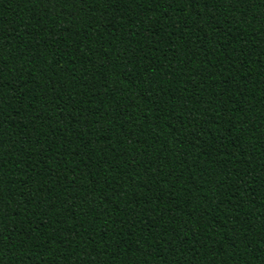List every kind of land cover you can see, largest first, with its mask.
<instances>
[{
  "label": "trees",
  "instance_id": "16d2710c",
  "mask_svg": "<svg viewBox=\"0 0 264 264\" xmlns=\"http://www.w3.org/2000/svg\"><path fill=\"white\" fill-rule=\"evenodd\" d=\"M0 264H264V0H0Z\"/></svg>",
  "mask_w": 264,
  "mask_h": 264
}]
</instances>
